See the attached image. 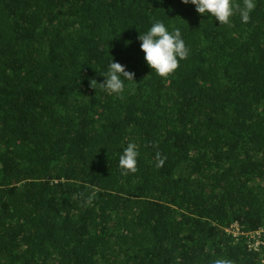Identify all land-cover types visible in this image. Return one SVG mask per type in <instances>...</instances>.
<instances>
[{
  "label": "trees",
  "instance_id": "16d2710c",
  "mask_svg": "<svg viewBox=\"0 0 264 264\" xmlns=\"http://www.w3.org/2000/svg\"><path fill=\"white\" fill-rule=\"evenodd\" d=\"M253 3L219 25L181 0H0V264H264L224 231L264 224ZM157 19L189 48L166 78L137 40ZM112 60L133 76L122 97L99 84Z\"/></svg>",
  "mask_w": 264,
  "mask_h": 264
},
{
  "label": "clouds",
  "instance_id": "9594fccd",
  "mask_svg": "<svg viewBox=\"0 0 264 264\" xmlns=\"http://www.w3.org/2000/svg\"><path fill=\"white\" fill-rule=\"evenodd\" d=\"M184 4H192L195 11L203 16H211L219 25H229L231 18L238 12L241 22L247 23L250 12L255 5L253 0H243V5H237L235 0H181ZM137 40L140 42V50L143 59L158 77L166 78L179 66L181 60L189 56V48L183 39L179 27L166 25L162 20H154L150 27L143 33L139 32ZM101 85L102 90L109 95L115 94L122 97L125 89V80H133L125 66L114 60L110 61ZM138 150L135 144H128L123 149L119 158V166L124 174L136 171ZM163 161H161L162 163ZM216 264H231L227 260H218Z\"/></svg>",
  "mask_w": 264,
  "mask_h": 264
},
{
  "label": "built area",
  "instance_id": "2783aa9c",
  "mask_svg": "<svg viewBox=\"0 0 264 264\" xmlns=\"http://www.w3.org/2000/svg\"><path fill=\"white\" fill-rule=\"evenodd\" d=\"M224 231L236 239L242 237L248 248L253 250L264 244V224L257 229L246 231L237 221H233L224 228Z\"/></svg>",
  "mask_w": 264,
  "mask_h": 264
}]
</instances>
